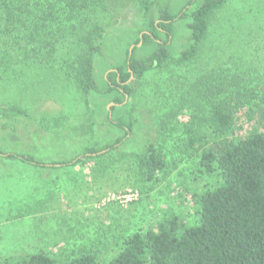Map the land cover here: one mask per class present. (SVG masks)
<instances>
[{
  "label": "rangeland",
  "instance_id": "obj_1",
  "mask_svg": "<svg viewBox=\"0 0 264 264\" xmlns=\"http://www.w3.org/2000/svg\"><path fill=\"white\" fill-rule=\"evenodd\" d=\"M152 1L148 14L134 3L120 12L117 26L106 33L105 56L95 58L99 92L85 96L71 85L64 93L61 81L52 84L46 69L25 58L20 46L30 49L26 42L15 50L0 37V61L7 62L1 68L19 70L16 74L0 70V107H16L29 114L27 118L0 116V264L37 252L52 256L56 264L83 253L94 254L98 264H106L129 235L155 230L166 218L177 216L187 226L199 224L198 199L216 188L218 180L200 169L199 159L185 150V144L187 130L198 126V118L209 108L207 50L212 58L217 54L226 61L235 56L240 64L264 72V0H230L215 15L202 57L203 70L198 63L176 67L174 74L169 68L139 80L135 99L127 97L117 104V93H108L107 75L125 64L132 47L137 59L151 54L154 47H135L133 42L158 17L159 7L168 3L170 12L177 14L190 0ZM189 22L187 18L176 26L174 56L191 44ZM178 74L187 76L182 87L189 92L190 103L169 121L164 104L171 98L160 94L152 98L147 88L155 80L170 89L160 87L161 91L179 93L178 85L171 82L180 80ZM199 92L202 97L197 102ZM235 116L238 124L245 122V111ZM55 119L61 121L57 127L51 126ZM118 120L133 123L128 135L113 124ZM122 138L123 144L111 155L84 164H59ZM149 144L167 158L154 182H146L135 164ZM8 154L31 155L44 168L9 159Z\"/></svg>",
  "mask_w": 264,
  "mask_h": 264
},
{
  "label": "trees",
  "instance_id": "obj_2",
  "mask_svg": "<svg viewBox=\"0 0 264 264\" xmlns=\"http://www.w3.org/2000/svg\"><path fill=\"white\" fill-rule=\"evenodd\" d=\"M229 1L190 0L177 14L170 12L168 3L159 7L158 17L152 18L148 30L133 42L135 47H154L151 54L141 60L135 57V48H131L132 53L128 49L125 64L106 77L108 93H117L115 103L123 104L127 97L135 99L139 80L145 81L169 68L174 74L176 67L198 63L203 70L202 57L213 19ZM129 3L146 14L153 6L152 0H0V37L6 47L15 50L26 42L30 49L20 46L25 58L46 69L52 84L61 81L64 93L71 85L85 96L99 92L94 76L95 58L105 56L106 33L117 26L120 12ZM187 18L191 44L174 56L176 26ZM218 56L212 58L207 50L209 108L203 118H198V126L187 130L189 138L185 144V150L199 159L200 169L216 175L218 180L216 188L198 199L199 224L187 226L177 216L166 218L155 230L129 235L106 264H264V72L240 64L235 56L226 61ZM2 61L3 73L19 72L9 66L1 68L7 63ZM178 79L171 82L178 85L179 93L161 91V83L155 80L147 88L152 98L157 94L171 98L164 104L169 121L190 103L189 92L183 89L187 76L178 74ZM201 97L199 92L195 96L197 102ZM239 110L245 111L246 116L240 124L235 116ZM0 116L27 118L29 114L16 107H0ZM60 122L55 119L51 126L57 127ZM113 124L126 130V135L133 129V123L125 120ZM124 140L88 148L75 160L59 164L66 167L101 159L119 149ZM8 158L44 168L31 155L8 154ZM166 161L161 150L149 144L136 157L135 164L146 182H154L165 169ZM56 263L47 253L37 252L21 259H6L1 264ZM65 264L98 263L97 256L83 253Z\"/></svg>",
  "mask_w": 264,
  "mask_h": 264
},
{
  "label": "water",
  "instance_id": "obj_3",
  "mask_svg": "<svg viewBox=\"0 0 264 264\" xmlns=\"http://www.w3.org/2000/svg\"><path fill=\"white\" fill-rule=\"evenodd\" d=\"M131 53H132V49H131Z\"/></svg>",
  "mask_w": 264,
  "mask_h": 264
}]
</instances>
